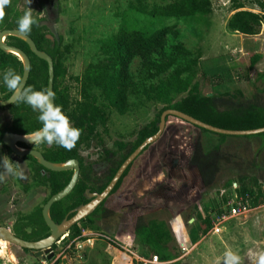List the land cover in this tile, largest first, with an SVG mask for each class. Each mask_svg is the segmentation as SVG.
<instances>
[{"label":"rangeland","instance_id":"obj_1","mask_svg":"<svg viewBox=\"0 0 264 264\" xmlns=\"http://www.w3.org/2000/svg\"><path fill=\"white\" fill-rule=\"evenodd\" d=\"M136 1L57 0L55 8H50L45 14L37 0H19L12 7L10 22L17 24L18 17H22L30 9L36 23L51 26L43 28L50 40L62 41L68 71L63 87L69 88L71 109L74 110L82 101L77 79L96 61L101 42L118 32L122 16L128 13L130 4ZM142 1L148 6H166L176 0ZM211 3L212 15L200 24L183 21L172 23L178 24V38L169 39V46H184L187 53L177 59L178 64L184 67H189L199 57L205 63L217 60L219 64L228 67L231 78L226 81L232 80L226 86L232 93L246 89L249 92L247 97L250 98L258 90H264V81L259 79L264 75V25L251 38L231 31L228 25L240 7L264 16V0H211ZM5 11L6 7L4 13ZM4 28L5 21L0 19V33ZM169 50L172 51L173 48ZM254 55H261L262 59L251 69ZM140 67V60L132 67L136 82L141 78ZM201 69V66L195 68V82L201 78ZM3 87L4 84L0 88ZM94 94L97 105L109 119L107 128L100 127L98 133L110 150L115 149L117 142L134 143L138 133L163 107L146 102L138 95L133 100V111L122 116L108 107L98 91ZM2 100H5L4 94ZM12 122L13 118L8 110L0 112V139ZM199 145L205 151L221 146L224 156L229 157L230 162H225L210 187L194 192L189 207L175 216L167 210L166 202L158 194L167 188L181 186L183 174ZM30 148L40 151L37 146ZM81 156L85 166L92 167L97 176L109 172L110 167L103 161L102 149L96 141L84 146ZM7 162L14 163V168L18 164L27 177L24 180L16 176L0 180V226L13 232L21 219L44 209L50 198V189L37 179L30 161L9 153L0 142V173L4 171V163ZM135 168L132 180L127 181L121 195L122 202L118 201L117 196L109 203V207L120 204L131 207L123 209L112 219L98 221L93 228H87L83 239L91 240V244L80 239L70 240L68 237L55 251L60 255L68 245L73 246V251L63 256L62 262L58 264H143L141 258L146 250L133 235L130 220V217L137 214L143 215L148 223H163L168 227L173 249L178 256L170 264H226L225 254L229 251L239 256V264H258L259 256L264 254V134L228 136L223 141L217 135L172 119L161 139L138 160ZM244 186L247 187L249 196L253 194L250 201L251 212L231 221L224 227L222 234L216 235L211 230L198 244L193 245L190 232L194 227L207 216L216 218L223 202L234 200L235 192L239 197L243 196L239 191ZM262 188L263 191H260ZM256 198L260 199L258 203L254 202ZM183 244L188 249L186 252ZM79 245L82 248H74ZM126 250L141 258L132 256ZM47 261V258H38L35 252L24 254L13 246L0 242V264H44Z\"/></svg>","mask_w":264,"mask_h":264},{"label":"trees","instance_id":"obj_2","mask_svg":"<svg viewBox=\"0 0 264 264\" xmlns=\"http://www.w3.org/2000/svg\"><path fill=\"white\" fill-rule=\"evenodd\" d=\"M18 1L10 0V4L6 6L2 18L5 21L4 31L18 29L16 23L10 22L12 7ZM238 10L229 22V29L245 38L255 37L264 25V16L245 11L242 7ZM212 13L211 0H176L166 6L156 4L148 6L142 0L131 3L128 13L122 16L118 32L101 42L96 61L85 70L81 78L77 79L81 88L82 101L77 104L74 110L71 109L69 88L63 87V82L68 77V71L62 61L65 53L60 50L59 42L56 47H53L38 22L27 33L39 51L52 57L55 63V105L62 108L72 126L78 128L81 133L75 146L71 149L56 144L35 145L40 148V152L48 162L63 164L67 161L78 160L81 165L80 181L75 191L52 208L51 216L55 223L62 224L66 219H72L74 217L72 212L87 203L85 194L88 190L92 193L102 194L109 187L123 164L145 141L158 134V125L166 111H179L202 123L226 131L243 132L264 129L263 89L252 94L250 98L247 97L249 92L246 89L232 93L226 86L227 82L232 80L226 81L231 78V70L228 67L219 64L217 60L205 63L200 57L189 67H184L177 62L178 57L187 53L184 46L179 44L174 47L169 46V39L178 38V24H172L173 22L200 24ZM7 40L8 45L23 50L31 59L32 72L25 92L29 88L34 91L48 90V64L36 57L23 41L13 37ZM170 48L173 50L170 51ZM261 59V55H254L250 68L254 69ZM137 60L141 61L139 71L141 78L138 82L132 74V67ZM200 66L202 75L200 80L195 82V68ZM13 70L23 78L22 62L14 55H7L0 50V87L4 84L5 72ZM259 79L264 81V75H261ZM96 91L100 93L109 108L114 109L122 116L133 111V100L138 95L142 96L146 102L160 104L163 107L154 119L138 133V138L134 143L117 142L115 149L110 150L98 133L100 127L107 128L109 119L105 111L97 105V98L94 96ZM2 94L5 95L6 101L12 97L14 92L8 91L4 84V87L0 88L1 100ZM3 110H8L11 113L13 122L2 133L0 139L2 144L6 133L28 136L43 127L38 119V110L34 111L22 101H18L8 108H2L0 112ZM172 119L191 125L176 117H168L167 124ZM191 126L200 131L211 133ZM217 136L223 141L228 138L223 135ZM93 141H96L101 147L103 161L110 167L106 175L97 176L92 167L85 166L81 156L82 148ZM4 147L12 153L5 145ZM19 147L30 148L23 144H20ZM151 147H148L128 168L115 190L101 207L92 216L72 228L69 233L70 240L81 238L84 241L82 236L87 228H93L98 221L112 219L118 216L123 209L131 207L127 204L109 207V203L117 196H119L118 201L122 202L121 195L126 188L127 181L133 178L136 163ZM229 159L224 156L221 146L210 151H205L201 145L197 146L196 153L193 154L183 174L181 186L167 188L158 194V197L166 202L169 212L175 216L180 215L188 208L192 194L210 187L225 162H230ZM25 160L32 163L37 179L49 187V200L62 192L72 180L73 172H51L45 170L32 157H27ZM263 188L260 191H263ZM239 193L243 196L249 194L246 186ZM250 197L252 198L253 194ZM258 198L254 199L255 203L260 200ZM130 220L133 235L146 250L143 258L149 261L158 259L159 264H170L178 259L172 246V235L165 224L148 223L146 218L139 214L130 217ZM211 229L212 219L207 216L190 232L191 243L198 244L209 234ZM13 233L26 242H39L48 238L51 232L44 221L43 209L21 219L15 225ZM13 248L24 254L34 253L15 246Z\"/></svg>","mask_w":264,"mask_h":264},{"label":"water","instance_id":"obj_3","mask_svg":"<svg viewBox=\"0 0 264 264\" xmlns=\"http://www.w3.org/2000/svg\"><path fill=\"white\" fill-rule=\"evenodd\" d=\"M13 37L19 39L26 43L31 52L38 57L40 60L46 62L49 67V86L48 90H51L54 93L55 88V63L50 55L45 52L39 51L37 45L33 39L28 36L26 33L22 34L18 30H6L0 33V50L7 55H14L17 57L23 64L24 73H23V87L24 91L27 88L29 83L31 72H32V62L29 56L21 49L13 47L7 44V39ZM9 100L0 99V109L8 108L12 105H15L19 100H13V96ZM55 97V93H54ZM55 104V99H54ZM168 117H176L185 121L193 126H196L200 129L206 130L208 132L223 135V136H236V137H249L257 136L264 134V129L254 130V131H226L218 129L202 123L186 114H183L179 111L169 110L164 112L159 123V132L154 137L148 139L143 143L141 147L123 164V166L118 171L117 175L109 185V187L102 193H91V191L86 192V199L90 201L88 205H83L72 212L74 217L72 219H66L62 224H57L54 222L51 216L52 208L55 204L63 202L67 199L76 189L81 176V165L78 160L67 161L63 164H56L48 162L44 155L35 149H22L19 147L20 144L27 146H35L30 143L26 137L21 135H15L7 133L3 138V144L13 152L19 158H34L40 166L45 170L63 173V172H73V177L69 185L59 194L52 197L46 206L43 209V217L46 225L50 229V236L39 242H26L18 238L9 228L0 226V242H4L10 246L19 247L20 249H25L37 253L38 258H47L51 261L54 258V255L51 254L52 249L57 243H59L65 236H67L73 227L86 220L88 217L92 216L96 210L109 198L112 192L115 190L116 186L128 170V168L144 153V151L157 143L164 134V131L167 126Z\"/></svg>","mask_w":264,"mask_h":264},{"label":"clouds","instance_id":"obj_4","mask_svg":"<svg viewBox=\"0 0 264 264\" xmlns=\"http://www.w3.org/2000/svg\"><path fill=\"white\" fill-rule=\"evenodd\" d=\"M10 4V0H0V19L4 16V8ZM36 21L32 17V11L25 12L17 21L18 31L22 34L29 33ZM3 83L10 91L14 92L13 100H19L39 112V121L43 127L28 134L26 139L34 144H47L71 149L80 137V130L72 126L70 119L63 113L62 108L54 104V93L51 90L34 91L29 88L26 92L23 87L22 76L15 71H6ZM14 163H4V171L0 173V180L5 177L16 176L21 180L26 179L20 166L13 167ZM226 264H239V256L232 252L225 254ZM258 264H264V254L259 256Z\"/></svg>","mask_w":264,"mask_h":264},{"label":"built area","instance_id":"obj_5","mask_svg":"<svg viewBox=\"0 0 264 264\" xmlns=\"http://www.w3.org/2000/svg\"><path fill=\"white\" fill-rule=\"evenodd\" d=\"M250 201H251V197L249 195H247L246 197L243 196L239 197L238 194L235 192L234 200H227L226 202H223L222 209L220 210V214L216 218L212 219V229H211L212 232L216 235H220L222 234L224 227L228 225L231 221L247 216L251 212ZM68 237L69 234L55 245V247L51 251V254L54 255V258L51 261L48 260L44 264H58L59 262H62L61 260L64 258L63 256H66L67 253H72L73 251L72 245L66 246L64 250L62 249L63 253H61L60 255L55 251L57 249V246H60ZM78 239H80V241H83L81 240V238ZM86 241L87 243L91 244V240H86ZM182 246L184 252H186L188 249L186 248L185 245ZM74 248L78 250L79 248H82V246L79 245L78 248L77 247ZM126 252L130 253L134 257L137 256V254L132 251L126 250ZM141 261L143 262V264H159L158 259H155L154 261H149V260L147 261L146 259L141 258Z\"/></svg>","mask_w":264,"mask_h":264},{"label":"flooded vegetation","instance_id":"obj_6","mask_svg":"<svg viewBox=\"0 0 264 264\" xmlns=\"http://www.w3.org/2000/svg\"><path fill=\"white\" fill-rule=\"evenodd\" d=\"M37 3H38V5H39V7H42L43 9H44V11H45V14H47V12L48 11H50L49 9L50 8H55V6H56V4H57V0H37ZM40 26L42 27V29L43 28H45V27H48V28H50L51 26H47V25H43L41 22H40ZM18 30V29H17ZM27 34V33H26ZM28 35V34H27ZM29 36V35H28ZM47 39L52 43V46L53 47H56V44H57V42H59V44H60V50H62V44H61V40H58V41H56V42H52L51 40H50V37L47 35ZM64 58V60H62L63 62H64V66L67 68V66H66V62H65V59H66V57H63ZM5 132V131H4ZM3 132V133H4ZM7 134V133H6ZM5 134V135H6ZM4 135V136H5ZM2 144V143H1ZM3 145V147H4V144H2ZM5 148V147H4ZM9 152V151H8ZM10 153V152H9ZM13 153V152H12ZM25 159V158H24ZM189 164V163H188ZM175 165H176V163H175ZM188 166V165H187ZM132 180V179H131ZM92 193V192H91ZM86 195V194H85ZM193 195V194H192ZM87 200V199H86ZM90 203V201L89 200H87V203L86 204H84V205H88ZM189 204H190V201H189ZM189 204H188V207H189ZM101 207V206H100ZM185 211V210H184ZM183 212V211H182ZM181 212V213H182Z\"/></svg>","mask_w":264,"mask_h":264},{"label":"bare ground","instance_id":"obj_7","mask_svg":"<svg viewBox=\"0 0 264 264\" xmlns=\"http://www.w3.org/2000/svg\"><path fill=\"white\" fill-rule=\"evenodd\" d=\"M1 243H4V242H1Z\"/></svg>","mask_w":264,"mask_h":264},{"label":"crops","instance_id":"obj_8","mask_svg":"<svg viewBox=\"0 0 264 264\" xmlns=\"http://www.w3.org/2000/svg\"><path fill=\"white\" fill-rule=\"evenodd\" d=\"M183 245H186V244H183Z\"/></svg>","mask_w":264,"mask_h":264}]
</instances>
